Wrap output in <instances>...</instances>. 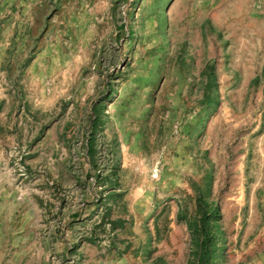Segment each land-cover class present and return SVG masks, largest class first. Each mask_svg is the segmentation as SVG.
Masks as SVG:
<instances>
[{
  "label": "rangeland",
  "instance_id": "rangeland-1",
  "mask_svg": "<svg viewBox=\"0 0 264 264\" xmlns=\"http://www.w3.org/2000/svg\"><path fill=\"white\" fill-rule=\"evenodd\" d=\"M149 2L0 0V264H264V0Z\"/></svg>",
  "mask_w": 264,
  "mask_h": 264
},
{
  "label": "crops",
  "instance_id": "crops-1",
  "mask_svg": "<svg viewBox=\"0 0 264 264\" xmlns=\"http://www.w3.org/2000/svg\"><path fill=\"white\" fill-rule=\"evenodd\" d=\"M39 225H40V224L37 223V227H38V228H39ZM46 229H47V231H45V233H43L42 236L40 235L41 232H38V239H39V240H41V238H43V239H45V240H49V221L46 222Z\"/></svg>",
  "mask_w": 264,
  "mask_h": 264
},
{
  "label": "bare ground",
  "instance_id": "bare-ground-1",
  "mask_svg": "<svg viewBox=\"0 0 264 264\" xmlns=\"http://www.w3.org/2000/svg\"><path fill=\"white\" fill-rule=\"evenodd\" d=\"M155 3H156V0H150V2L148 3V11H152V10H154V9H156V7L154 6L155 5ZM156 17V16H155ZM159 17H160V15H159ZM159 20H160V18H159ZM156 21V20H155ZM161 21V20H160ZM153 21L151 20V23H152ZM159 22V21H158ZM161 24V23H160ZM160 26V25H159ZM156 28V27H155ZM162 29V28H161ZM154 32V31H153Z\"/></svg>",
  "mask_w": 264,
  "mask_h": 264
}]
</instances>
